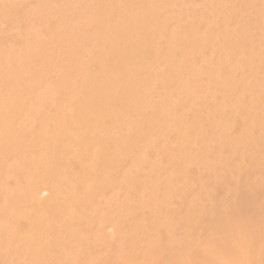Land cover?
Here are the masks:
<instances>
[{"label":"bare ground","instance_id":"obj_1","mask_svg":"<svg viewBox=\"0 0 264 264\" xmlns=\"http://www.w3.org/2000/svg\"><path fill=\"white\" fill-rule=\"evenodd\" d=\"M0 264H264V0H0Z\"/></svg>","mask_w":264,"mask_h":264},{"label":"rangeland","instance_id":"obj_2","mask_svg":"<svg viewBox=\"0 0 264 264\" xmlns=\"http://www.w3.org/2000/svg\"><path fill=\"white\" fill-rule=\"evenodd\" d=\"M197 7H199V5H198V6H196L195 8H197Z\"/></svg>","mask_w":264,"mask_h":264}]
</instances>
